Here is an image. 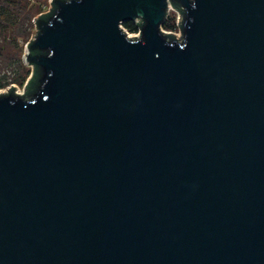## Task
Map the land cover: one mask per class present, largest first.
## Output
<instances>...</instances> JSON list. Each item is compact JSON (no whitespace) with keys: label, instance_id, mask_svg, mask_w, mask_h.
<instances>
[{"label":"water","instance_id":"obj_1","mask_svg":"<svg viewBox=\"0 0 264 264\" xmlns=\"http://www.w3.org/2000/svg\"><path fill=\"white\" fill-rule=\"evenodd\" d=\"M47 11L0 92V264H264V0Z\"/></svg>","mask_w":264,"mask_h":264},{"label":"trees","instance_id":"obj_2","mask_svg":"<svg viewBox=\"0 0 264 264\" xmlns=\"http://www.w3.org/2000/svg\"><path fill=\"white\" fill-rule=\"evenodd\" d=\"M47 0H34V2H29V0H0V60L9 62L14 61V77L12 81H16L19 84L24 82L26 75L29 70L23 65L20 60L19 51L16 52L15 49L17 45L15 41L17 37L25 38L27 35V28L32 26L31 17L35 13H39L41 6L47 4ZM51 11V10H50ZM50 11L44 12L43 15H47ZM181 11V9H180ZM167 17L161 26L170 28L171 24L167 22ZM122 26L131 32L138 31L142 22H132L123 21ZM6 66V64H5ZM38 73L32 69L31 76L26 83V91L33 89L32 82L36 81ZM4 78V75L1 76ZM0 77V87L6 85V81H3Z\"/></svg>","mask_w":264,"mask_h":264},{"label":"rangeland","instance_id":"obj_3","mask_svg":"<svg viewBox=\"0 0 264 264\" xmlns=\"http://www.w3.org/2000/svg\"><path fill=\"white\" fill-rule=\"evenodd\" d=\"M30 3L31 2H34L33 1H29ZM47 4H44L41 6V10L40 12L38 13H35L32 17H31V22H32V26L27 28V35L25 38H21V37H17L16 41H15V44L17 45V48L18 49H15L16 52L19 51V55H20V60L22 61L23 65L26 67V69L29 70V73L26 75L25 79H24V82L22 84H19L18 82L16 81H12V77H14V73H13V69H14V61H11L10 65L8 60L7 61H4L5 63H3V60H0V77L4 75V78H2L3 81H6V85L0 87V92H6L9 87L11 85H14L15 87V91H18L20 93H23V90H24V87L26 85V82L27 80L30 78L31 76V71H32V66L31 65H28V64H25L24 63V54H25V46L26 44L35 36V33H36V29H35V25H34V19L36 18V16H38L39 14L41 13H44L46 10L49 9V4H48V1H46ZM167 22L171 24V27L170 28H166V27H163L161 26V29L163 31H165L166 33H172L174 34L175 36H179L180 35V31H179V28H178V25H177V10L175 9H169L168 13H167ZM122 28L126 31V33L133 37V36H136L138 34V31H134V32H131V31H128L126 30L123 26ZM6 64V66H5Z\"/></svg>","mask_w":264,"mask_h":264},{"label":"built area","instance_id":"obj_4","mask_svg":"<svg viewBox=\"0 0 264 264\" xmlns=\"http://www.w3.org/2000/svg\"><path fill=\"white\" fill-rule=\"evenodd\" d=\"M29 1H33V0H29ZM48 1V4H49V7H50V0H47ZM170 9H174V8H170ZM176 10V9H175ZM169 11V10H168ZM16 93H19V94H22V93H20V92H18V91H15Z\"/></svg>","mask_w":264,"mask_h":264},{"label":"flooded vegetation","instance_id":"obj_5","mask_svg":"<svg viewBox=\"0 0 264 264\" xmlns=\"http://www.w3.org/2000/svg\"><path fill=\"white\" fill-rule=\"evenodd\" d=\"M27 83V82H26ZM26 91V85H25V87H24V90H23V93L22 94H24V92Z\"/></svg>","mask_w":264,"mask_h":264}]
</instances>
